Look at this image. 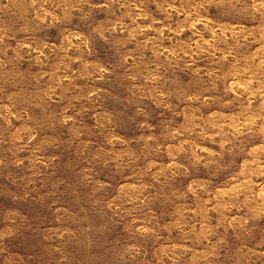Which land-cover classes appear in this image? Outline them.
<instances>
[{"label":"rangeland","instance_id":"1","mask_svg":"<svg viewBox=\"0 0 264 264\" xmlns=\"http://www.w3.org/2000/svg\"><path fill=\"white\" fill-rule=\"evenodd\" d=\"M0 264H264V0H0Z\"/></svg>","mask_w":264,"mask_h":264}]
</instances>
